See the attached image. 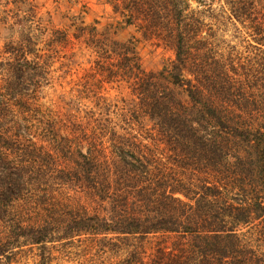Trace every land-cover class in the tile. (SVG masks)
<instances>
[{
    "label": "trees",
    "instance_id": "16d2710c",
    "mask_svg": "<svg viewBox=\"0 0 264 264\" xmlns=\"http://www.w3.org/2000/svg\"><path fill=\"white\" fill-rule=\"evenodd\" d=\"M26 1L12 0L20 6L3 11L2 18L18 37L5 44L0 67V206L6 210L9 199L12 206L8 228L0 226V257L17 258L30 246L32 257L42 252L43 263L37 264H50L45 244L62 233L91 250L126 241L127 249L117 246L125 253L109 264H143L135 249L152 245V264H171L172 257L185 260L182 264H264V251L245 246L241 233L262 218L249 230L264 244V50L249 76L255 80L253 71L259 70V84L247 90L240 66L212 48L211 26L190 10L188 0H103L121 18L119 29L134 26L143 40L174 52L159 71L146 72L134 37L115 42L95 21L54 28L43 23L33 0ZM24 3L29 9L22 11ZM258 20L254 35L264 47V5ZM81 50L86 79L92 81L84 84L86 98L100 107L86 113L88 120L58 124L38 104L42 89L56 72L53 66L65 57L72 61ZM104 85L128 89L133 98L119 122L105 105ZM169 128L196 135L201 150L213 149V184L196 191L190 180L159 177L157 142ZM4 166L17 178L2 172ZM62 173L68 185L82 182L72 198H66ZM42 192L48 199L40 200ZM222 192L236 193L218 200ZM191 193L197 197H188ZM49 206L51 214L57 212L58 229L26 230L35 216L40 224L39 213Z\"/></svg>",
    "mask_w": 264,
    "mask_h": 264
},
{
    "label": "rangeland",
    "instance_id": "374dc122",
    "mask_svg": "<svg viewBox=\"0 0 264 264\" xmlns=\"http://www.w3.org/2000/svg\"><path fill=\"white\" fill-rule=\"evenodd\" d=\"M12 0H0V67L4 58L3 51L4 46L11 39H17L18 30L11 28L10 24L2 22L4 17L3 11L9 9L14 10L18 8L17 5H11ZM17 1V0H16ZM28 0L26 2H31ZM189 8L191 11L199 15V18L206 24L210 25L211 38L209 42L212 48L218 52L223 59H230L236 62L241 70L240 74L245 80V84L251 88V85L258 86V71H253L256 78L251 80L249 76L252 70H257V64L260 65L261 59L259 56V50H264V47L256 43V39L259 36H255L254 33H258V18L262 11L264 2L262 0H188ZM33 4L38 7V16L42 19L43 23H49L54 28L69 29L74 24L82 22L81 26H86L96 22V28L100 33H108L110 38L118 43H127L132 37L138 40L137 53L140 57L141 67L146 72H156L167 63L169 60H173L174 52L169 47H157L154 41L143 40L141 33L134 26L126 27L125 29H119L116 25L117 21H120L117 15H115L108 5L104 4L103 0H33ZM8 5V6H6ZM22 11L28 10L27 3L21 5ZM79 22V23H77ZM256 29V30H255ZM71 36V34H69ZM71 40L74 42L73 37ZM76 48L78 46H75ZM85 50H81V55H77L72 61L68 62L66 57L61 62L56 63L52 70L56 71L52 75V79L49 84L42 89L41 98L38 102L41 105L42 112L51 114L52 118L59 120L58 124H69L72 119L88 120L86 116L90 110H95L97 107L94 104V99H87L88 93L84 89V84L89 81L87 78L86 64L87 56L83 55ZM262 58V53H261ZM253 59V60H251ZM73 60H77L76 64H73ZM62 66V67H61ZM253 66V67H252ZM1 73V69H0ZM254 92V91H250ZM107 98V109L110 112V117L115 118L119 122L118 116L125 112L123 108L128 110L133 106V98L129 95V90L118 91L115 85H104L102 94ZM91 96V93L89 94ZM136 102V100H134ZM104 106V105H101ZM108 113V112H107ZM117 117V118H116ZM148 127L152 126V123L145 122ZM182 130L184 128L182 127ZM168 131V132H167ZM166 131V137L158 140V150H156L155 157L161 160L163 164L162 172L159 177L163 176L167 181L180 178L185 182L190 180L200 190L202 186H209L213 184V168H214V156L213 149L205 148L200 149L196 135L189 132L175 134L172 129ZM119 135H123L124 132L117 129ZM168 136V137H167ZM185 139H181L179 137ZM175 139V140H174ZM156 140V139H155ZM156 140V141H157ZM175 141H177L175 143ZM184 142L192 145V148H185L182 145ZM150 144H153L150 141ZM194 144H196L194 146ZM10 168L9 178H17L13 170ZM1 171L5 172V166L1 167ZM12 175V177H10ZM69 177H65L62 173L61 183H64L66 187V198H72L78 187L82 182H77L75 187L68 185ZM206 180V181H205ZM208 183H205V182ZM186 184V183H184ZM74 189V190H72ZM182 190V187L180 188ZM184 190V189H183ZM185 192V191H182ZM195 193V192H192ZM187 195L188 197H197L193 194ZM234 192L233 194H235ZM233 194H229L228 197L222 192V195L218 200H224L231 198ZM19 193H15L13 196H18ZM47 198L45 192L39 194L40 200L42 197ZM175 197H179L182 200L186 199L182 194H176ZM48 199V198H47ZM11 199L7 203L6 210L0 206V226L8 228L11 214ZM41 203V202H40ZM42 205V203L40 204ZM54 207H46V211L42 210L40 215V224L36 223L37 216L32 218L29 222L26 230H29L32 226H47L46 231L52 233L54 229H58L60 223L56 220L55 216L57 212L51 214ZM262 220L259 219L252 222L250 226L243 228L241 233L244 234L245 246H260L261 251H264V244L258 242V238L249 230L254 224L259 223ZM50 228V229H49ZM12 231V229H8ZM49 230V231H48ZM23 231V230H22ZM3 236L4 233L0 231ZM57 235V234H56ZM55 235V236H56ZM158 236V235H157ZM111 237V236H109ZM78 238L73 236L69 239L62 237V233L53 243H47L44 256L49 258L50 264H109L115 260L114 257L118 253L124 254V251H118V249H127L126 241L119 240L118 242H110L105 244L102 248L88 249L85 243L79 242ZM248 240L250 243H248ZM23 242V239H21ZM249 244V245H248ZM125 245V246H124ZM30 246L23 247V253L17 258L12 257L10 254H5L6 258L0 257V264H8L9 260H14L13 264H37L43 263L41 258L42 252L36 250L34 252L37 257H32L30 251H26ZM152 246H146L135 249L136 253L140 256V262L143 264H152V254L155 249ZM248 250V248H243ZM16 249L10 248L8 252L16 253ZM109 253H104V252ZM103 252V253H102ZM40 255V256H39ZM172 256V255H171ZM170 256V257H171ZM171 264L184 263L185 260H177L176 257L169 258ZM200 264H205L200 262Z\"/></svg>",
    "mask_w": 264,
    "mask_h": 264
}]
</instances>
